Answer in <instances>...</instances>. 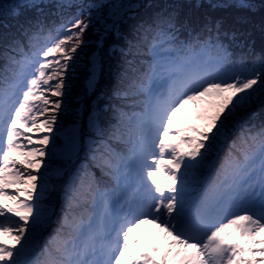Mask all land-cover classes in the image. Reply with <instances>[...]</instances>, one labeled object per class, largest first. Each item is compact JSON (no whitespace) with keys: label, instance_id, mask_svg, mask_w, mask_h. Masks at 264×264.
I'll use <instances>...</instances> for the list:
<instances>
[{"label":"snow or ice","instance_id":"1","mask_svg":"<svg viewBox=\"0 0 264 264\" xmlns=\"http://www.w3.org/2000/svg\"><path fill=\"white\" fill-rule=\"evenodd\" d=\"M106 6L90 3L47 30L31 21L22 32L27 50L17 38L0 52V234L14 241L0 239V264H264V120L245 127L249 110L264 105V56L234 59L244 33L226 18H206L197 30L169 5L129 33L121 25L134 5H110L111 24L97 30L83 72L85 93L97 97L87 127L74 122L63 145L53 144L92 9ZM201 99L202 123L174 127L181 109ZM234 120L243 130L217 167L214 149ZM57 155L63 167L50 171ZM206 168L215 172L200 188ZM53 175L68 182L58 227L41 250L39 230L55 214L47 202ZM149 221L172 237L167 245L136 247Z\"/></svg>","mask_w":264,"mask_h":264},{"label":"trees","instance_id":"2","mask_svg":"<svg viewBox=\"0 0 264 264\" xmlns=\"http://www.w3.org/2000/svg\"><path fill=\"white\" fill-rule=\"evenodd\" d=\"M103 0L106 7L99 9H92L93 16L95 18L94 28L90 29L85 33V39L88 41V45L83 47V51L79 52L80 59L76 62V67L70 72V83L68 94L64 98V104L62 109L58 113V124H65L67 122L70 124L71 121L77 123L80 127L86 128V118L80 116L77 113V108H80L81 102L85 101L87 98H93V104L97 100L96 96L85 93L84 87V77L83 72L85 64L87 63L88 56L94 47L95 39L97 35V30H102L104 28L103 21L100 19L101 15L109 11L111 8L110 3ZM116 5H128L132 3L134 5L133 10L129 13V17L126 18L125 22L121 25L122 30L131 33L132 29L142 21L151 22V19L156 13H159L167 8L171 11V8L167 6L173 5L178 8L179 16L181 20L189 19L193 25L197 26L199 30V25L204 22L206 18H226L229 24L235 25L244 33L241 37L244 40V47L233 46L231 51L233 52L234 59H240L243 57L249 64L251 61L255 60L258 56H264V0H253L254 7L249 9H239L236 7H226V8H213L211 5L216 3H228L227 0H113ZM24 0H0V4L4 5L3 13L0 14V52L6 44H11L15 39L19 38L23 41L25 50L28 48V37L22 36L24 28H29L30 22L36 19H41L44 22L45 30L49 28H54L58 26L63 21L69 17L76 14L83 7L90 3H98L100 0H43V6L40 9L31 7H22L20 9H15V4H23ZM60 4L66 5L65 7H60ZM199 5V6H197ZM16 11L21 14L16 15ZM112 12V9H111ZM105 24H111V17L105 19ZM36 29L33 27L29 32V36L35 32ZM187 34H182L181 39H184ZM38 45L44 44V33H41L36 40ZM15 54V53H14ZM4 63L3 59H0V66ZM108 77L101 82L100 88L106 89ZM91 98V100H92ZM205 100V99H204ZM67 102V103H66ZM66 103V105H65ZM65 105V106H64ZM42 107V105H41ZM88 110V108H87ZM202 111L196 110L195 114L199 115ZM42 118V117H41ZM264 120V105L257 103L253 106L247 116L245 127L249 124L259 125L260 122ZM197 120L195 123H200ZM56 123V124H57ZM234 124H237L234 126ZM73 125V124H72ZM175 127V126H174ZM229 136L226 140L214 149L213 159L216 161V166L223 161L225 155L227 154L232 142L236 137L239 136L240 123L234 120L230 123ZM56 128H53L52 134L54 140H60V134H56ZM170 138L171 135H170ZM51 145H49V148ZM121 147H123L121 145ZM167 159V158H166ZM51 169L55 170L63 167V160L57 162H51ZM215 172V169H204L203 175L201 176V184L198 186L202 188L203 180L211 176ZM99 175V172H97ZM65 175H53L51 177V183L49 192L47 193V202L51 205L54 210V215H52L49 220V224L46 228L43 227L39 230L37 240L41 245V250L43 243L48 240L49 236L53 235V230L58 227L57 218L61 215L60 206L64 203V187L68 182L67 175L64 179L62 177ZM61 178V179H60ZM60 179V181H58ZM196 193H193V198ZM159 224V223H158ZM160 225V224H159ZM156 231L152 229L151 232ZM160 230H158L159 232ZM149 231L147 232V234ZM161 233V246L167 245L168 241L172 237L167 236L166 232L162 229ZM63 235V233H61Z\"/></svg>","mask_w":264,"mask_h":264},{"label":"rangeland","instance_id":"3","mask_svg":"<svg viewBox=\"0 0 264 264\" xmlns=\"http://www.w3.org/2000/svg\"><path fill=\"white\" fill-rule=\"evenodd\" d=\"M224 1L227 2V0H224ZM228 1H230V0H228ZM106 2L110 3V0H107ZM248 2L253 3V0H248ZM114 3H115V1L112 0L111 5ZM109 9H110L109 11H107L106 13L101 15V17H100V19L103 21L104 25H105L104 20L111 17V15H110L111 14V8H109ZM91 98H87L85 101H82L80 108H77V113L80 116V118H82V116H83V118L85 117L87 119L90 109L94 106L93 98H92V100H91ZM66 103H65V105H66ZM205 107H207L206 99L205 100L201 99V100L189 102L187 105H185V107L183 109H181L177 118L173 120V126L185 127L188 124L195 123L197 121L196 117L198 116L197 114H195L196 110L203 111ZM87 108H88V110H87ZM57 120H58V118H57ZM71 122L72 123H70V124L67 122V125L57 123L53 127V128L57 129L54 132H56V134H60V140H54V137H56V136H54L52 134L53 144H55L57 146V148H59L60 146L63 145V143H64V135L63 134L66 130L70 129L73 126L72 124H74V121H71ZM200 123H202V121ZM236 125L237 124H234V126H236ZM86 127H87V120H86ZM25 131H27V128L25 129ZM36 138L37 137H33L34 140ZM50 145L52 147V144H50ZM45 159L47 162L48 158L46 157ZM52 159H53V162H57V161H60L61 158L57 155L56 157H53ZM52 159H51V162H52ZM55 168H58V167H55ZM65 176H63L62 179H64ZM60 179H58V181H60ZM168 182L169 181L167 179L161 180V184H167ZM48 224H49V221L43 226V229L46 228L48 226ZM152 229H156V231L151 232ZM158 230H160V231L158 232ZM148 231H149V233L147 234ZM161 231H162V228L160 227V225L158 223H152L151 221H149L147 223L142 224L137 229L139 244L136 247L140 248L142 246H151L153 243L160 242V240H161V233L160 232ZM258 238H264V232H261L259 234ZM0 239H5L10 244L14 243V241L6 235L0 234ZM257 247H260V245H257ZM188 251H192V249L189 248ZM255 255L259 256L260 254L256 253Z\"/></svg>","mask_w":264,"mask_h":264}]
</instances>
